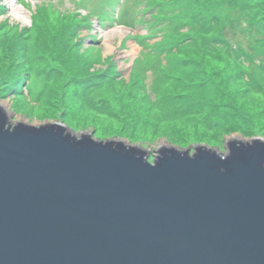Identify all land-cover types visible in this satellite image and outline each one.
Wrapping results in <instances>:
<instances>
[{"label": "water", "instance_id": "obj_1", "mask_svg": "<svg viewBox=\"0 0 264 264\" xmlns=\"http://www.w3.org/2000/svg\"><path fill=\"white\" fill-rule=\"evenodd\" d=\"M150 151L0 99V264H264V136Z\"/></svg>", "mask_w": 264, "mask_h": 264}, {"label": "rangeland", "instance_id": "obj_2", "mask_svg": "<svg viewBox=\"0 0 264 264\" xmlns=\"http://www.w3.org/2000/svg\"><path fill=\"white\" fill-rule=\"evenodd\" d=\"M62 2V5L48 7L50 13L46 12L44 16L49 21L55 19L62 24L67 22L64 20L65 16L62 19V11L73 10L75 7L72 0H62ZM32 6L31 3L29 9ZM76 6L87 11L88 24L94 28L92 34L81 32L82 43L77 44L76 47L60 40L58 47L55 48H60V52L54 48L51 51L47 50L48 60L46 63L44 57L43 64L46 63L55 69L52 71L49 82L47 78L45 81L44 75L36 67H33L28 69L33 76V85L32 83L26 85V81L22 82L24 73L26 78V72L21 68L24 66V59L26 62L23 44L30 42L28 39L15 40L18 41L16 43L20 42L19 45H12L6 34L9 31V34H12L14 32L12 28L30 31L35 26L34 21L43 23L44 19L31 16L27 6L17 0H0V25H2L0 27V99H16L17 120L44 124L61 123L70 128L116 134L135 145L148 149L151 163L156 156V150L161 146L193 149L194 146L206 145L225 150L226 143L235 139L236 134L264 136V90L261 91V87L255 86L254 80L248 79L246 82L238 71L233 72L235 69L232 66L231 56L226 53V49L230 48L229 45L223 46L217 42L213 46L206 44L207 47L191 48L182 46L183 43L181 45L175 43L178 51L182 53V58L189 61L188 65L186 67L180 65L181 68L175 75L176 78H171L168 83L166 81L167 84L160 87L159 95L147 89L151 100H164L163 107L156 103L152 110L148 106L154 105L146 104L143 98V94L147 92L133 90L131 81L135 74L138 77L140 75L142 79L146 78V74H150V71L146 72L148 67L156 66L154 71L161 73L163 64L170 65L169 60H166V55H163L165 56L163 59L155 49L157 43L166 41H163L161 34H158L160 31L155 34L152 26L145 30L146 24H141L136 20L138 11L135 8L129 9L130 15L126 24L113 27V24L99 21V16L94 14L95 8L91 0L77 1ZM85 7H90V9L87 10ZM161 12L164 13V9L157 11V14ZM108 25L112 27L107 28ZM149 32L152 36L149 44L154 45L155 52L140 42L141 40L132 39L137 34L144 35ZM51 34L48 31L47 36ZM43 36H46L45 32ZM227 39L230 43L225 41L221 43L232 45L236 51L246 50L256 56V50L249 49L253 43L238 32L237 28L230 27ZM33 44L35 45V42ZM44 49H47V46ZM59 54L66 58L61 57L59 60ZM71 54L81 59L76 60L80 63L75 62L77 71L79 66L87 67L95 59H100V62L94 66L95 73L99 70L107 71V62L111 60L115 64L118 63L116 65L120 66L122 75L127 79L119 90L125 94L119 103L120 109L112 110L116 111L115 116L114 112H109L111 109L108 106L107 111H97L92 104L80 98L84 94L75 95L73 93L75 80L71 78L77 74V71H70ZM166 54L169 52L166 51ZM173 58L179 60L176 56ZM257 59H259L258 62H262L264 55L259 53ZM127 61H132L134 66H130V62ZM159 61H162L161 66L155 65ZM131 71L132 74H130ZM260 78L264 80V75L260 74ZM46 82L48 87H51L47 93L40 94L41 83ZM206 93V102L199 100L196 110L189 113L188 103L190 104ZM178 98L184 99L178 101ZM112 105L117 108L118 101H114ZM166 105H168L167 109H165ZM118 115L126 117L118 118Z\"/></svg>", "mask_w": 264, "mask_h": 264}, {"label": "trees", "instance_id": "obj_3", "mask_svg": "<svg viewBox=\"0 0 264 264\" xmlns=\"http://www.w3.org/2000/svg\"><path fill=\"white\" fill-rule=\"evenodd\" d=\"M163 9L164 13L161 12L157 14V11H162ZM155 10L156 13L153 15V18L151 17L152 19H150V21L148 20V24H150L149 27H153L152 29L155 31V34L157 31H160L158 34H161L163 41L166 40L165 42L160 40L161 42L155 45V49L160 53L163 59L165 57H163V55H166V60H169L170 65L163 64L161 73H158L159 71H154L156 66L148 67V70H152L154 74V80L151 86V91L154 94L159 95L161 93L160 87L165 84L166 81L168 83L171 78H176L175 75L179 72L178 70L181 68L180 65L183 67L188 65L189 61L182 58V53L178 51L175 43L180 45L183 43L182 46H189L191 48L199 46L207 47L206 44L213 46L217 42L223 46L229 45L230 48L226 49V53L231 56L230 59L233 62L232 66L235 69L233 72L238 71L246 82H248V79H250V81L254 80L255 86L261 87V91L264 90V80L260 78V74L264 75V59L262 62H258L259 59H257L259 53L264 55V0H158ZM46 12L50 13L48 6H43L38 10L37 16L43 17L44 22L34 21L35 26L30 31H20L16 28H12L14 32L9 34V31V33L6 34L9 40H11L12 45H19L20 42L16 43L19 40L28 39L30 42L29 44H23L26 62L24 59V66L21 68L26 72V78L24 73L22 82L26 81V83H32L33 76L28 72V69L33 67H36L39 72L44 75L45 81L47 78L49 82L52 71L55 69L46 64L48 60L46 51L57 48V44L60 40L75 47L77 44L82 43V38L76 41L78 30L82 27V20L78 19L76 16H65L67 15L66 13L62 15V19L63 16H65L64 20H67V22L62 24L59 20L55 19L49 21V19L44 16ZM0 27H2V25H0ZM230 27L237 28L238 32L253 43L249 49L254 48L257 52L256 56L246 50L236 51L232 45L221 43L222 41L230 43V40L227 39V34H230ZM184 28L187 30L184 31ZM48 31L52 33L49 36H47ZM44 32L46 33L45 37L43 36ZM33 42H35V45ZM45 46H47V49H44ZM175 47L176 51L173 52ZM55 50L60 52V48ZM151 50H153V48H151ZM166 51L169 52V54H166ZM153 52L155 51L153 50ZM45 53L46 55H44ZM75 54H71L69 58L72 63L70 66L71 72L77 71V64H75V62L80 63L76 60H81L79 57L75 56ZM59 56V60L61 57H63V59L66 58V56H62L61 54H59ZM173 56L179 58L180 61L173 58ZM44 57L46 63L43 64ZM247 61L249 62L247 63ZM99 62L100 59H95L92 61L91 65L89 64L87 67H83L80 64L81 66H79V70L77 74H75L76 76L73 75L71 78L75 80L73 84L75 90L72 91L75 95L84 94L80 98L92 104L97 111H107L109 107L111 109L109 112H114L115 116L116 111L112 110L120 109L119 103L125 94L119 90L122 83H125V80L119 79L117 66L112 60L107 62V71L99 70L98 73H95L94 66ZM161 64L162 61L155 63L157 66H161ZM199 65H201V63H199ZM198 70L197 72L201 73ZM132 78L131 87L133 90L136 89L142 91V93L143 91L147 92L145 85L146 78L142 79V77H140V75L138 77L137 74ZM139 78L141 80H139ZM119 80L121 82H119ZM50 87H48L47 82L41 83L39 93H47ZM206 95L207 93L202 95L199 99L190 102V104L188 103V112L190 113V111L196 110V105L199 100L206 102ZM93 97L96 98L94 99ZM149 97L148 92L143 94V98H145L144 101L147 102L146 104L154 105L148 106L149 108L153 110L156 103L163 107L164 100L154 101ZM182 99L178 98L177 100L183 101ZM187 100L189 99L187 98ZM114 101H118L117 108L112 105ZM144 106L147 105L144 104ZM167 108L168 105H166L165 109ZM198 111L199 110H197V112ZM117 117L125 118L126 116L118 115ZM135 118H137V116H135ZM166 119L168 118L166 117Z\"/></svg>", "mask_w": 264, "mask_h": 264}]
</instances>
